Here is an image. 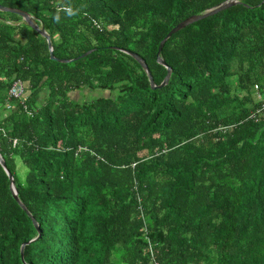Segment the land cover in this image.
<instances>
[{
	"label": "trees",
	"instance_id": "1",
	"mask_svg": "<svg viewBox=\"0 0 264 264\" xmlns=\"http://www.w3.org/2000/svg\"><path fill=\"white\" fill-rule=\"evenodd\" d=\"M224 1L0 0V264H264V0L124 51Z\"/></svg>",
	"mask_w": 264,
	"mask_h": 264
},
{
	"label": "water",
	"instance_id": "2",
	"mask_svg": "<svg viewBox=\"0 0 264 264\" xmlns=\"http://www.w3.org/2000/svg\"><path fill=\"white\" fill-rule=\"evenodd\" d=\"M235 2H237V0H226L224 1L223 3H221L220 5L214 7V8H211L209 10H206L205 12L203 13H200V14H194V15H191L187 18H185L184 20L180 21L178 24H176L175 26H173L167 33L166 35L162 38V40L160 41L159 43V46H158V50H157V53H156V56H157V61L163 65H166L165 64V61L160 57V51L165 43V41L175 32H177L178 30L184 28L186 25L194 22V21H197V20H200L202 18H205L209 15H213L215 13H217L218 11L222 10V9H225L227 8L228 6L234 4ZM0 10L2 11H7V12H12V13H16L18 15H20L22 17V19L28 24L30 25L32 28L40 31V33L42 35H44L47 39V43H48V48H49V51H50V58L51 59H56L52 53V45H51V42L49 40V35L45 32V31H41L37 28V25L35 24V22L33 21V18H31V16L29 15L28 12L24 11V10H21V9H18V8H13V7H8V6H3V5H0ZM91 50H88L86 52H84L83 54H81L79 57H84L86 55H88L90 53ZM126 53L128 54H131L141 65L142 67L145 69L147 75H148V78H149V82H150V85L152 87H162L164 86L168 79H169V76H170V73H171V67L167 66L166 65V68H167V73L164 77V79L162 80V82L159 84V85H155L154 84V81L152 79V76H151V73L150 71L148 70L145 62L142 60L141 57H139L137 54L131 52V51H128V50H124ZM59 61H68L69 59H57ZM0 163L1 165L3 166V168L5 169L8 177H9V180H10V190L12 192V195L13 197L20 203V205L22 206V208L26 209L25 206L19 201V198H18V195H17V190H16V187L14 185V181H13V177H12V174L8 171L7 167H6V164L4 162V160L2 159V157L0 156ZM27 213L29 215L30 212L27 211ZM33 222L36 226V228L39 230V227L35 221V219H33ZM33 240V239H32ZM31 241V240H30ZM30 241L26 242V243H23L21 248H20V253H21V256L23 257V248H24V245L29 243Z\"/></svg>",
	"mask_w": 264,
	"mask_h": 264
},
{
	"label": "rangeland",
	"instance_id": "3",
	"mask_svg": "<svg viewBox=\"0 0 264 264\" xmlns=\"http://www.w3.org/2000/svg\"><path fill=\"white\" fill-rule=\"evenodd\" d=\"M235 80V76H232L231 77V81H234ZM101 92L100 90H97V91H94V92H90L88 93L86 96L83 95L81 92H76L74 93L72 96L73 97H78L77 100H82L84 98H87V97H90V96H96V95H99ZM104 94V92H103ZM16 162H17V171H19V174H20V177L23 178L24 177V172L26 171V167L25 165L23 164L22 160L20 159V157H17L16 158Z\"/></svg>",
	"mask_w": 264,
	"mask_h": 264
},
{
	"label": "built area",
	"instance_id": "4",
	"mask_svg": "<svg viewBox=\"0 0 264 264\" xmlns=\"http://www.w3.org/2000/svg\"><path fill=\"white\" fill-rule=\"evenodd\" d=\"M24 87L25 85L21 80L19 79L13 80L8 89V96H12L14 98L20 97V95L24 91Z\"/></svg>",
	"mask_w": 264,
	"mask_h": 264
}]
</instances>
